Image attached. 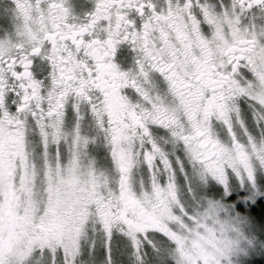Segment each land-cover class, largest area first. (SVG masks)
I'll list each match as a JSON object with an SVG mask.
<instances>
[{
  "label": "snow or ice",
  "instance_id": "obj_1",
  "mask_svg": "<svg viewBox=\"0 0 264 264\" xmlns=\"http://www.w3.org/2000/svg\"><path fill=\"white\" fill-rule=\"evenodd\" d=\"M0 264H264V0H0Z\"/></svg>",
  "mask_w": 264,
  "mask_h": 264
},
{
  "label": "rangeland",
  "instance_id": "obj_2",
  "mask_svg": "<svg viewBox=\"0 0 264 264\" xmlns=\"http://www.w3.org/2000/svg\"><path fill=\"white\" fill-rule=\"evenodd\" d=\"M257 259H259V257H257Z\"/></svg>",
  "mask_w": 264,
  "mask_h": 264
}]
</instances>
